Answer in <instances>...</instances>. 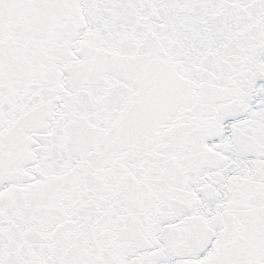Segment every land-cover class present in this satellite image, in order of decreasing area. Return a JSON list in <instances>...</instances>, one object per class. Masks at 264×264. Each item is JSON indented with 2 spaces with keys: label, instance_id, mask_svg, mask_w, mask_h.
<instances>
[{
  "label": "snow or ice",
  "instance_id": "1",
  "mask_svg": "<svg viewBox=\"0 0 264 264\" xmlns=\"http://www.w3.org/2000/svg\"><path fill=\"white\" fill-rule=\"evenodd\" d=\"M0 264H264V0H0Z\"/></svg>",
  "mask_w": 264,
  "mask_h": 264
}]
</instances>
